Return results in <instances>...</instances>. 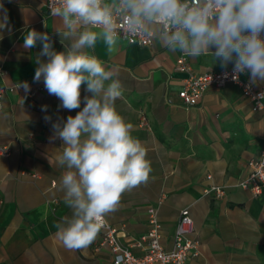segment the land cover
I'll return each mask as SVG.
<instances>
[{"label": "crops", "instance_id": "crops-1", "mask_svg": "<svg viewBox=\"0 0 264 264\" xmlns=\"http://www.w3.org/2000/svg\"><path fill=\"white\" fill-rule=\"evenodd\" d=\"M45 4L0 0V20H7L0 30V86H19L0 107V140L11 149L9 158L0 156V264H110L111 249L100 245L103 228L81 250H67L55 237L54 225L71 210L60 186L64 169L55 163L62 141L50 139L52 123L80 109L59 108L43 79L34 82L42 44L24 48L27 32H47L58 52L68 43H61L59 22ZM89 52L119 69L123 94L116 109L133 124L132 135L145 146L152 167L149 181L123 193L117 210L105 217L120 244L136 255L144 253L142 237L152 229L149 210L155 208L160 243L172 249L180 213L188 208L193 217L188 237L198 241V253L187 264H264V192L255 195L242 185L250 161L264 149V110L253 111L252 102L233 83L209 88L196 106L180 105L178 92L187 73L178 71L176 62L185 54L156 42L141 46L121 39L109 52L98 41ZM185 56L197 73L224 69L211 54ZM242 77L250 81L248 74ZM252 84L262 87L264 82ZM85 88L82 100L89 95ZM142 115L149 128L140 124ZM213 185L224 189L222 197L207 192Z\"/></svg>", "mask_w": 264, "mask_h": 264}, {"label": "clouds", "instance_id": "clouds-1", "mask_svg": "<svg viewBox=\"0 0 264 264\" xmlns=\"http://www.w3.org/2000/svg\"><path fill=\"white\" fill-rule=\"evenodd\" d=\"M48 9L59 22L61 43L68 42L65 51H55L48 33L34 29L23 47L41 42L34 82L43 79L59 108L80 109L52 123L50 139L62 141L55 163L64 169L60 186L71 210L54 225L55 237L67 250H81L93 243L122 194L146 184L152 172L133 124L115 106L123 94L119 69L89 50L102 41L111 52L121 39L142 38L194 58L211 54L222 68L233 65L234 80L248 74L252 83L264 82V0H48ZM5 27L7 20H0V30ZM82 85L89 94L83 100Z\"/></svg>", "mask_w": 264, "mask_h": 264}, {"label": "built area", "instance_id": "built-area-1", "mask_svg": "<svg viewBox=\"0 0 264 264\" xmlns=\"http://www.w3.org/2000/svg\"><path fill=\"white\" fill-rule=\"evenodd\" d=\"M46 9L49 14L48 0H46ZM50 15V14H49ZM44 21V19H42ZM130 44H138L141 46H149L153 41L147 39H125ZM178 71L186 72L187 77L184 80L182 88L178 92L180 105L184 107L196 106L200 103L205 92L209 88L222 89L230 83L238 85L243 95L252 102L253 111L264 110V98L261 94L264 93V85L262 87L254 86L250 81L244 79L242 74L238 80L233 79V67L224 68L219 71L210 70L202 73H197L187 62V57L181 55L176 62ZM3 74L6 70L1 69ZM227 73V77H225ZM19 86L17 84L11 86H0V107L1 100L8 94L14 93ZM42 90V87H38ZM30 97L35 95V91L28 94ZM140 124L145 127H150L149 121L145 115L141 116ZM0 156L9 158L11 149L8 145L2 144L0 140ZM250 171L248 179L242 183L245 188L251 189L255 195H260L264 192V149L259 156L250 161ZM37 177L38 174H33ZM211 177V176H209ZM55 183V182H53ZM208 193L214 192L216 197L224 195V189L221 186H211ZM152 229L142 237V241L147 242L145 251L142 255L134 254L129 248L120 244L112 228L104 219L101 222V228L105 229V233L101 240V246H107L111 249L113 257L110 264H187L191 256L198 253V241L189 238L188 235L193 231V217L191 211L186 208L180 213L179 220L176 226L174 245L172 249H165L160 243L159 223L156 217V209L150 208ZM139 245L141 243H138Z\"/></svg>", "mask_w": 264, "mask_h": 264}]
</instances>
